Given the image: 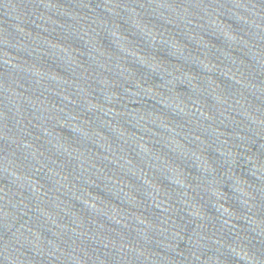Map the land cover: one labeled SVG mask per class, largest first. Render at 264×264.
I'll return each instance as SVG.
<instances>
[{"label":"water","instance_id":"water-1","mask_svg":"<svg viewBox=\"0 0 264 264\" xmlns=\"http://www.w3.org/2000/svg\"><path fill=\"white\" fill-rule=\"evenodd\" d=\"M0 264H264V0H0Z\"/></svg>","mask_w":264,"mask_h":264}]
</instances>
